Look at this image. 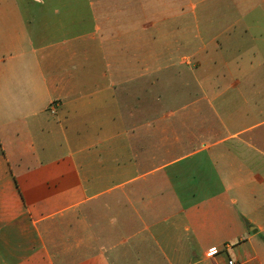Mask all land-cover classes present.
<instances>
[{"label": "crops", "instance_id": "obj_1", "mask_svg": "<svg viewBox=\"0 0 264 264\" xmlns=\"http://www.w3.org/2000/svg\"><path fill=\"white\" fill-rule=\"evenodd\" d=\"M204 3L0 0V264H264V0Z\"/></svg>", "mask_w": 264, "mask_h": 264}, {"label": "rangeland", "instance_id": "obj_2", "mask_svg": "<svg viewBox=\"0 0 264 264\" xmlns=\"http://www.w3.org/2000/svg\"><path fill=\"white\" fill-rule=\"evenodd\" d=\"M193 1L196 2L197 0H178V6L177 7L182 11L190 13L191 12L190 11L191 10V4L193 3ZM211 1H213V0H205L204 5L207 4V6H209V4H210L209 2H211ZM209 11H211V10L208 8V12ZM191 22H192L191 19L185 21V23H187V27L193 26V24L191 25ZM188 23L190 24L189 26H188Z\"/></svg>", "mask_w": 264, "mask_h": 264}, {"label": "built area", "instance_id": "obj_3", "mask_svg": "<svg viewBox=\"0 0 264 264\" xmlns=\"http://www.w3.org/2000/svg\"><path fill=\"white\" fill-rule=\"evenodd\" d=\"M49 111L54 115L56 114V111H57V105L56 103H53L50 108H49ZM216 252V251H215ZM228 264H235V262L233 260H229Z\"/></svg>", "mask_w": 264, "mask_h": 264}]
</instances>
